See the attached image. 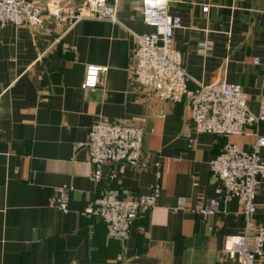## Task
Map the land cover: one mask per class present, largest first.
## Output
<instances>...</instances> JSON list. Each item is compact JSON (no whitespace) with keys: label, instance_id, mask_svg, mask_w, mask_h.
<instances>
[{"label":"crops","instance_id":"obj_1","mask_svg":"<svg viewBox=\"0 0 264 264\" xmlns=\"http://www.w3.org/2000/svg\"><path fill=\"white\" fill-rule=\"evenodd\" d=\"M71 1L66 11L76 9ZM141 10V0H118L117 22L0 28V264H238L223 248L243 233L245 216L236 198L225 200L210 163L227 143L251 150L264 122L250 124L243 137L199 134L186 102H164L135 80V36L156 32ZM168 11L181 19L173 46L191 83L239 84L258 113L264 0H169ZM90 65L108 68L93 92L82 88ZM97 121L143 128L149 167L107 165L94 181L82 144ZM156 184L158 205L135 221L126 242L109 238L105 223L86 214L106 190L143 196ZM62 186L72 189L68 212L51 201ZM255 202L264 222V184ZM205 209L211 214L198 213Z\"/></svg>","mask_w":264,"mask_h":264},{"label":"built area","instance_id":"obj_2","mask_svg":"<svg viewBox=\"0 0 264 264\" xmlns=\"http://www.w3.org/2000/svg\"><path fill=\"white\" fill-rule=\"evenodd\" d=\"M63 0H0V28L31 25L44 27L49 20L67 22L70 26L88 18L117 22L118 0H87L78 9L66 11ZM143 22L156 29L155 33L136 35L137 47L132 59V75L143 87L149 88L157 98L168 103L186 102L191 113L194 131L222 138L248 135L250 124L264 122V101L258 113L250 111L248 95L239 84L220 81L214 84L193 82L183 63L181 52L173 46L181 19L168 11L169 0H141ZM204 10L207 12L208 7ZM68 51L75 47L65 44ZM259 60L256 59V62ZM107 67L90 65L86 68L83 90H96L101 74ZM251 150L227 143L211 161L213 179L224 192L225 200L236 198L242 206L246 225L239 236L226 238L223 251L238 264H256L264 256V223L257 219L255 198L264 184V135L255 134ZM144 130L126 123L95 122L83 147L88 149L93 165L92 179L100 181L104 166H119L145 170L149 162L143 148ZM114 176V175H113ZM158 176L160 174L158 173ZM72 189L62 186L52 197L53 204L63 212L69 210ZM221 192V191H219ZM161 197L159 184L152 186L150 194L122 197L117 190H106L86 209L88 216L100 218L106 225L109 238L126 242L135 221L152 211ZM182 200L176 210L183 209ZM210 215L211 210H198Z\"/></svg>","mask_w":264,"mask_h":264},{"label":"rangeland","instance_id":"obj_3","mask_svg":"<svg viewBox=\"0 0 264 264\" xmlns=\"http://www.w3.org/2000/svg\"><path fill=\"white\" fill-rule=\"evenodd\" d=\"M53 1H58V0H53ZM86 1L87 0H72L71 4L69 6L73 7V8L76 7V9H78V8L82 7ZM62 2H63L62 5L63 4L65 5V2L64 1H62Z\"/></svg>","mask_w":264,"mask_h":264},{"label":"water","instance_id":"obj_4","mask_svg":"<svg viewBox=\"0 0 264 264\" xmlns=\"http://www.w3.org/2000/svg\"><path fill=\"white\" fill-rule=\"evenodd\" d=\"M64 2H70L71 0H63ZM133 264H139V263H133Z\"/></svg>","mask_w":264,"mask_h":264},{"label":"trees","instance_id":"obj_5","mask_svg":"<svg viewBox=\"0 0 264 264\" xmlns=\"http://www.w3.org/2000/svg\"><path fill=\"white\" fill-rule=\"evenodd\" d=\"M257 219H258V214H257ZM260 222V221H259ZM261 223H264V222H261Z\"/></svg>","mask_w":264,"mask_h":264}]
</instances>
